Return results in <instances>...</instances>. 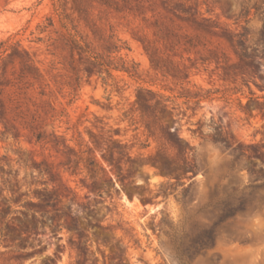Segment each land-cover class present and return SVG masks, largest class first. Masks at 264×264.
<instances>
[{"label":"rangeland","instance_id":"obj_1","mask_svg":"<svg viewBox=\"0 0 264 264\" xmlns=\"http://www.w3.org/2000/svg\"><path fill=\"white\" fill-rule=\"evenodd\" d=\"M0 264H264V0H0Z\"/></svg>","mask_w":264,"mask_h":264}]
</instances>
